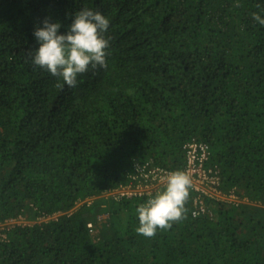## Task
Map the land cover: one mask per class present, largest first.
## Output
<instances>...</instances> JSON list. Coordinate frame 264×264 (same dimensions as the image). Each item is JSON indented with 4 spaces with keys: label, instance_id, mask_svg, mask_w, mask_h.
I'll use <instances>...</instances> for the list:
<instances>
[{
    "label": "trees",
    "instance_id": "trees-1",
    "mask_svg": "<svg viewBox=\"0 0 264 264\" xmlns=\"http://www.w3.org/2000/svg\"><path fill=\"white\" fill-rule=\"evenodd\" d=\"M257 5L0 0V264H264ZM82 7L110 20L106 66L68 87L32 64V31ZM191 144L205 192L191 184L182 219L138 234L136 206L163 187L105 194L149 168L184 171Z\"/></svg>",
    "mask_w": 264,
    "mask_h": 264
},
{
    "label": "clouds",
    "instance_id": "clouds-1",
    "mask_svg": "<svg viewBox=\"0 0 264 264\" xmlns=\"http://www.w3.org/2000/svg\"><path fill=\"white\" fill-rule=\"evenodd\" d=\"M257 7L258 11L252 13V18L264 26V8L259 5ZM109 24L110 20L105 14L89 7L76 10L66 27L59 20L42 19L34 25L32 31L37 44L31 53L32 64L58 77L68 87L77 86L78 78L83 74L106 66L109 41L104 33L107 32ZM62 27L64 31H61ZM186 169L187 167L184 171L165 169V172L169 173L167 178L157 181L150 174L153 170L149 168L140 176L131 177L128 184L110 191L105 196L120 201L123 197L136 195L134 181L139 178L155 182L156 190L163 187L145 202L138 204L135 209L138 221L135 231L145 237H152L158 228L170 227L173 221L183 218L185 202L192 184V177L185 172ZM144 173L150 178H145ZM198 190L205 192L202 182ZM103 217H107V214L98 216L99 219Z\"/></svg>",
    "mask_w": 264,
    "mask_h": 264
},
{
    "label": "built area",
    "instance_id": "built-area-1",
    "mask_svg": "<svg viewBox=\"0 0 264 264\" xmlns=\"http://www.w3.org/2000/svg\"><path fill=\"white\" fill-rule=\"evenodd\" d=\"M189 150H188V162H187V169H186V173L192 177L191 180H192V185L193 187L195 186V188L198 190L199 189V185H200V182L202 183H206L205 181V177H204V174H203V170H201V166H202V163H204L205 161V158H206V155L205 153H202L200 157H197V152H196V148H195V145L194 144H191L189 146ZM196 164H198V167L197 169H195L196 167ZM150 174H152V177L157 180V181H163L167 178L168 176V172H157V171H153L151 172ZM145 178H150L148 176V174L144 173L143 174ZM144 181L146 182V185L145 186H137L140 190L142 189H146V190H149V188L151 186H155V182H152L150 180H147V179H144ZM230 201H234L235 198L234 196H231ZM88 228H92L93 227V224L92 223H88ZM5 231H7V228L6 226L4 225L3 222L0 221V239H5L6 240V233Z\"/></svg>",
    "mask_w": 264,
    "mask_h": 264
}]
</instances>
